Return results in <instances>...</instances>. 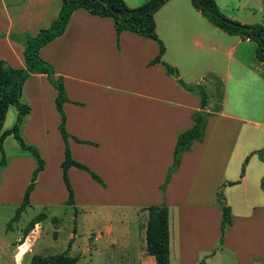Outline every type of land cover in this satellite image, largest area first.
Wrapping results in <instances>:
<instances>
[{
    "label": "crops",
    "instance_id": "0c3cea01",
    "mask_svg": "<svg viewBox=\"0 0 264 264\" xmlns=\"http://www.w3.org/2000/svg\"><path fill=\"white\" fill-rule=\"evenodd\" d=\"M123 1L134 9L149 0ZM214 1L227 19L264 26V0ZM60 9L61 0H0V60L24 68L23 46L11 37L35 36L50 26ZM154 21L165 48L159 63H153L158 55L154 41L126 31L117 36L110 19L84 10L74 11L64 33L39 51L66 90L62 109L70 154L105 185L70 167L71 207L82 204L98 215L100 226L89 229L93 243L103 235L111 246L124 239L125 253L133 245L138 264H156L145 251L143 208L161 205L168 209L169 264H264V155L255 154L264 150V67L256 57L257 44L216 28L191 0H168ZM210 60H221V74L208 67ZM165 64L177 70V79L166 74ZM209 78L221 86L219 106L206 107L203 139L182 154L170 174L177 138L193 127L192 116L200 110L199 97L179 81L193 86ZM56 94L43 74H32L22 88L21 99L26 96L30 112L20 135L40 150L45 163L30 201L42 179L45 197L56 192L37 138L48 129L44 147L54 151L50 159L68 198L60 169L64 143ZM231 95L238 103L228 108ZM245 128L259 131L254 142L244 136ZM34 168V160L24 152L8 159L0 169V198L14 194V204L20 205ZM220 190L231 211V225L219 247ZM77 236L75 229L69 233L68 254Z\"/></svg>",
    "mask_w": 264,
    "mask_h": 264
},
{
    "label": "trees",
    "instance_id": "16d2710c",
    "mask_svg": "<svg viewBox=\"0 0 264 264\" xmlns=\"http://www.w3.org/2000/svg\"><path fill=\"white\" fill-rule=\"evenodd\" d=\"M168 0H149L144 5L138 8H129L123 0H61V9L55 20L46 29H41L35 36L22 34L12 36L11 39L23 46V58L25 67L15 69L8 66L4 61L0 60V169L7 166V159L3 152V143L7 136L12 135L17 141L21 149L36 162V167L32 171L30 181L25 188L22 202L16 208L14 216L10 219L8 225L19 220L21 213L27 207H30V194L34 190L36 180L40 172L44 169V160L41 157L38 149L27 144L20 135V127L24 117L29 114L30 107L27 104L21 103L22 88L25 81L32 74H43L46 76L48 83L56 90L54 99L55 109L59 115L58 132L64 143V159L60 164L61 177L63 184L68 192V198L65 202L68 206H73V190L70 186L67 171L70 167H75L84 170L90 178L105 187L103 181L91 170L83 164L76 162L71 154L67 144L68 134L65 129L66 117L62 109V105L67 101L66 90L62 80L54 77V71L50 64L43 61L39 56V51L42 47L52 42L57 37L61 36L68 24L72 13L76 10H84L88 13L110 19L114 25L116 35L122 32H130L132 34L150 39L158 45V55L153 60V63L161 62V57L164 54L165 48L159 40L156 30L154 14ZM154 5L151 7V4ZM192 6L198 10L213 26L229 35H237L243 39H249L257 44L256 57L264 67V26L241 25L235 21L225 18L218 10L214 0H191ZM120 13V15H118ZM249 31L253 32L251 36ZM166 74L177 79V70L169 65H164ZM179 84L187 91L194 92L192 85H187L181 81ZM200 90V110L192 116L194 125L188 131L181 133L176 141L173 152V165L169 170L171 174L175 171L180 163L183 153L190 150L192 144L201 141L204 136V129L208 119L206 113V105L208 100L207 93L199 86ZM10 106L17 109L16 122L11 129L3 130V125L6 113ZM259 156L264 155V150L257 152ZM243 174V169L241 171ZM264 189V181L261 183ZM163 188L161 190L163 191ZM217 202L221 211L220 232L221 239L219 247L222 245V236L227 227L231 225V211L226 205L221 190L217 193ZM147 213L145 224V251L148 255L153 256L156 264H169V247H168V209L165 205L147 206L143 208ZM45 219L44 214H38L31 219L22 232V238H25L35 227ZM77 258L68 255L67 251L51 256L34 255L31 257L30 264H76ZM201 264H204L201 262Z\"/></svg>",
    "mask_w": 264,
    "mask_h": 264
},
{
    "label": "rangeland",
    "instance_id": "374dc122",
    "mask_svg": "<svg viewBox=\"0 0 264 264\" xmlns=\"http://www.w3.org/2000/svg\"><path fill=\"white\" fill-rule=\"evenodd\" d=\"M204 53L211 56L210 52ZM215 56L217 59V53ZM220 64L222 65L221 60L220 62L218 60V62L214 64L212 60H210L208 62V67L214 68L217 73L221 74L222 69ZM208 81L209 82H204L201 85H193V91L200 100L199 86H201L208 95L206 107L208 109H216L219 106L221 86L214 78H209ZM25 99L26 96L21 99V103L26 104ZM237 103L238 102L234 100V96L231 95L227 106L228 108H233ZM17 114V109L14 106L8 108L3 130H8L13 127L16 122ZM46 131L49 132V134L51 132L50 129L43 130L39 133L37 138H40L42 143L40 146L44 148V153L48 160V167L51 172L47 176H51L52 180H54L55 183H50L52 185L54 184L56 192L50 199L45 197L44 190L46 188V181L42 179L37 186L36 192H34L35 194L33 193L30 207H27L25 211L21 213L18 221L12 222L9 225L8 223L14 216L15 210L19 204H14L17 199L14 194L13 197L0 198V264H30L31 257L34 255L51 256L60 254L67 250L70 241L69 233H72L73 229L76 230L78 236L68 255L77 258L76 264H138V260L133 253L135 250L133 245L131 246L132 250L125 253L124 239H120L121 243L115 246H111L107 243L106 235H103V239L97 243L92 242L93 235H91L89 229H98L101 224L98 215H96L93 209L91 210L89 207H85L82 204L79 205L78 208L65 204L67 198L64 197L63 190L59 187L58 176L56 175L54 164L52 163L53 159H50L54 151L48 146L44 147V139L47 138ZM258 132L259 131L256 129L250 130L245 128L244 136H250V139L254 142V136L258 135ZM31 146L36 147L35 145ZM38 151L40 153L39 149ZM3 152L6 159L10 160L24 151L13 136L10 135L4 140ZM255 154L258 155L257 153ZM258 157L261 158L259 155ZM32 160L34 159L32 158ZM247 160L244 165H246ZM34 165L36 167L35 160ZM15 184L17 185L18 181L15 182ZM16 190L17 189L14 188L12 192L16 194ZM91 211H93L94 214L91 215ZM38 214H44L45 219L37 224V226L35 225L34 229L25 238H22L24 228L28 222ZM114 231H118L119 233L125 232V230L116 227ZM93 233H96V231ZM98 252H100L99 255L97 254Z\"/></svg>",
    "mask_w": 264,
    "mask_h": 264
},
{
    "label": "water",
    "instance_id": "95a60500",
    "mask_svg": "<svg viewBox=\"0 0 264 264\" xmlns=\"http://www.w3.org/2000/svg\"><path fill=\"white\" fill-rule=\"evenodd\" d=\"M154 5V2L151 4V7ZM118 15H120V13H118ZM249 34L252 36L253 35V32L252 31H249ZM260 43L264 46V44L260 41Z\"/></svg>",
    "mask_w": 264,
    "mask_h": 264
}]
</instances>
